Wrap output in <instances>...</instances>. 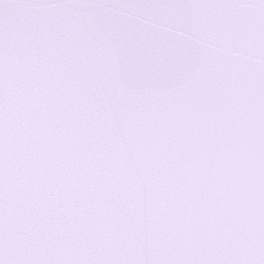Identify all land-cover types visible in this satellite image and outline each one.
<instances>
[{
  "label": "snow or ice",
  "instance_id": "1",
  "mask_svg": "<svg viewBox=\"0 0 264 264\" xmlns=\"http://www.w3.org/2000/svg\"><path fill=\"white\" fill-rule=\"evenodd\" d=\"M0 264H264V0H0Z\"/></svg>",
  "mask_w": 264,
  "mask_h": 264
}]
</instances>
